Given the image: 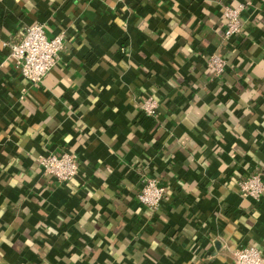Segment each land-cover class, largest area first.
Returning <instances> with one entry per match:
<instances>
[{
	"label": "crops",
	"instance_id": "crops-1",
	"mask_svg": "<svg viewBox=\"0 0 264 264\" xmlns=\"http://www.w3.org/2000/svg\"><path fill=\"white\" fill-rule=\"evenodd\" d=\"M245 5L226 40L223 7ZM61 33L39 84L8 59L26 28ZM226 61L213 77L204 57ZM153 97L155 116L142 102ZM77 157L65 183L48 154ZM264 0H0V264H231L264 257ZM145 179L165 194L150 212Z\"/></svg>",
	"mask_w": 264,
	"mask_h": 264
},
{
	"label": "built area",
	"instance_id": "built-area-1",
	"mask_svg": "<svg viewBox=\"0 0 264 264\" xmlns=\"http://www.w3.org/2000/svg\"><path fill=\"white\" fill-rule=\"evenodd\" d=\"M121 1V0H118ZM245 5L232 8L225 6L220 11L223 19V37L230 40L242 34V13ZM63 46L61 33L48 37L40 24L26 28L19 43L8 46V59L22 80L30 84H39L58 61V54ZM204 62L213 77L220 76L226 61L216 55L204 57ZM157 109L153 97L146 98L141 104L142 112L153 118ZM39 166L43 173L53 177L59 183H65L77 176L79 167L77 157L71 153L48 154L40 157ZM238 192L242 198L259 201L264 194V173L258 171L238 181ZM165 194L155 179H145L137 200L150 212H154ZM231 264H264V257L254 246L240 248L233 252Z\"/></svg>",
	"mask_w": 264,
	"mask_h": 264
}]
</instances>
